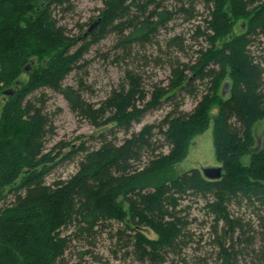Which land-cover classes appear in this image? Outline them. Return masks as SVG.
I'll return each mask as SVG.
<instances>
[{
	"label": "trees",
	"instance_id": "1",
	"mask_svg": "<svg viewBox=\"0 0 264 264\" xmlns=\"http://www.w3.org/2000/svg\"><path fill=\"white\" fill-rule=\"evenodd\" d=\"M66 3L0 0V89L29 73L33 62L23 66L31 58L41 60L1 113L9 128L20 130L16 146L6 141L0 147V264H87L85 257L98 262L91 250L103 234L138 264H165L192 243L188 228L198 221L192 210L203 217L199 230L211 228L205 245L216 252L210 264H264V0H103L97 17L77 26V35L56 18L54 11ZM199 3L206 15L190 36L198 49L182 68L172 69L165 86H152L145 101L141 72L126 68L124 82L98 107L84 100L79 72L89 47L115 34L122 53L116 61L146 67L151 61L144 46L172 21L202 17ZM237 20L241 33L235 35ZM182 43L180 36L168 42L184 52ZM73 73L74 84H64ZM44 90L60 95L94 127H106L97 147L71 148L66 159L78 158L75 172L51 182L46 179L57 163L43 152L47 120L36 108L44 95H32ZM180 96L191 99L190 111H170L157 126L132 129L146 112ZM210 123L220 178L191 169L161 180ZM153 130L163 144L152 143ZM193 201L202 204L193 208Z\"/></svg>",
	"mask_w": 264,
	"mask_h": 264
},
{
	"label": "rangeland",
	"instance_id": "2",
	"mask_svg": "<svg viewBox=\"0 0 264 264\" xmlns=\"http://www.w3.org/2000/svg\"><path fill=\"white\" fill-rule=\"evenodd\" d=\"M102 3L103 0H67L63 10H55L54 12L59 21V25L64 27L68 34L77 35L79 31L77 26L94 20L98 15V10L103 7ZM200 6H202L201 3L198 4L197 9L199 13L202 14V17H197L187 22H183L182 19L172 21L168 24L167 29L160 30L156 35V44L154 40L151 44L144 46V52L151 62L141 69L140 66L142 62L137 63L135 61V65L132 66V59H125L119 62L116 61L119 57H122V53L115 48V34L106 35L99 43L89 47L88 53L83 56L85 66L79 72L86 86V89L83 91L84 100L98 107L111 90H117L120 84L124 82L123 71L129 68L136 73L141 72L142 77L145 78H142V80L144 83V90L147 93L145 101H147L148 92L150 93L152 91V86L160 84L165 86L168 83L167 79L172 77V69L174 67L176 68L177 65L179 68H182V63H186L193 58L192 51L197 50L198 47L194 40L190 39V36L193 34L194 25L206 15ZM240 24L239 20L234 23L233 34L237 35L241 33L239 29ZM173 36H180L182 38V47L185 49L184 52L179 51L177 45L169 46L168 42ZM164 40L167 41L165 42ZM197 41V43L201 42L199 39H197ZM31 61L33 62L31 65L33 67L29 73L36 69L41 63V60L33 57L23 66V70L28 68ZM137 66H139V68L136 69ZM185 72L187 73V70H185ZM29 73L23 72L11 85L0 89V147L5 146L7 143L6 141L12 142L14 146L18 144L17 141L19 140L17 134L20 129L17 131L16 128H9L11 123L8 122L7 119H3L4 115L2 116L1 113L4 106L5 108L8 107V104L11 102L12 98H14V94L18 95L21 93V87L28 81ZM83 74L84 76H82ZM73 78L74 73L65 79L64 84L73 85ZM194 84L197 83L194 82ZM42 94L44 95L43 104L38 103L36 108L41 109V113L47 120V134L44 140L43 152L50 153L51 157H54V162L57 163L55 169L46 179V181L51 182L56 179H66L72 175L76 170L78 158L66 159L71 148H76L81 143L88 149L97 147V137L106 127L96 128L91 125L89 121L76 116L70 111L66 101L60 95L50 90L39 91L32 95L39 97ZM177 103L180 105H177ZM192 106L193 103L191 99L184 96L172 100V103L163 101L160 106L146 112L139 119L138 123L133 124L132 129L138 131L142 126L147 124L157 126L166 113L170 111L188 112ZM260 133L261 126L257 129L256 136L259 137ZM153 134H156L155 130H153ZM117 137L119 140L123 139L122 133H119ZM153 140L152 143L156 146L164 143L163 138L159 137L158 134L154 136ZM167 151L168 149L165 147L163 153H167ZM217 167H219V164L214 155L212 124L210 123L202 134L190 140L186 157L181 162L162 172L160 179L169 180L191 169H198L201 171L204 168ZM195 202L196 201H193L192 203ZM189 203L190 200L184 201L182 202V206L188 205ZM201 204V202H198L195 203V205L192 204V207H199ZM191 213L197 215L198 221L196 223L203 220V217L198 214L196 210H192ZM193 214L191 217H193ZM251 222L252 227L255 228V221ZM196 223L190 225L188 228V230H190L189 234H193L191 235L192 243L189 247L186 250L181 249L180 255L169 256L165 264L211 263L210 260L214 257L213 254L216 251L213 246L205 245V242L209 240L208 232L211 231V228L208 225L205 226L202 231L198 229V227L201 226H198ZM217 230L218 235H221V230L219 228H217ZM144 234L150 239L155 238L150 231H145ZM105 235L106 234H103L97 240L96 246L91 250L92 255L96 256L99 261L95 262L93 258L85 257L87 264H138L133 255L125 253L124 250L120 248V245L116 244L114 239L107 238ZM211 237L213 238V235H211ZM202 261L205 262L203 263ZM239 264L258 263H251L247 260Z\"/></svg>",
	"mask_w": 264,
	"mask_h": 264
},
{
	"label": "water",
	"instance_id": "3",
	"mask_svg": "<svg viewBox=\"0 0 264 264\" xmlns=\"http://www.w3.org/2000/svg\"><path fill=\"white\" fill-rule=\"evenodd\" d=\"M92 26H94V24H92ZM92 26L89 28V30L92 28ZM227 87H228V82H226L221 90V95L222 97H225L227 94ZM257 145H259V140H257ZM201 173L203 175V177H205L206 179L209 180H215V179H219L221 176V168L217 167V168H204L201 170Z\"/></svg>",
	"mask_w": 264,
	"mask_h": 264
}]
</instances>
